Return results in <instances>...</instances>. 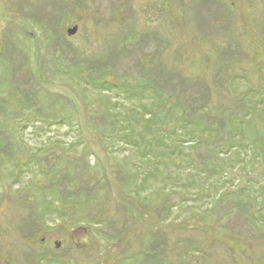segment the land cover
<instances>
[{
  "label": "rangeland",
  "instance_id": "obj_1",
  "mask_svg": "<svg viewBox=\"0 0 264 264\" xmlns=\"http://www.w3.org/2000/svg\"><path fill=\"white\" fill-rule=\"evenodd\" d=\"M263 94L264 0H0V260L264 264Z\"/></svg>",
  "mask_w": 264,
  "mask_h": 264
},
{
  "label": "water",
  "instance_id": "obj_2",
  "mask_svg": "<svg viewBox=\"0 0 264 264\" xmlns=\"http://www.w3.org/2000/svg\"><path fill=\"white\" fill-rule=\"evenodd\" d=\"M76 32H77V27H75V28H73V29H71V30L68 31V33H69L70 35H74ZM60 245H61V244H60L59 242L56 243V248H59Z\"/></svg>",
  "mask_w": 264,
  "mask_h": 264
},
{
  "label": "flooded vegetation",
  "instance_id": "obj_3",
  "mask_svg": "<svg viewBox=\"0 0 264 264\" xmlns=\"http://www.w3.org/2000/svg\"><path fill=\"white\" fill-rule=\"evenodd\" d=\"M3 262H4V259H3V261H2V260H0V264H3Z\"/></svg>",
  "mask_w": 264,
  "mask_h": 264
},
{
  "label": "trees",
  "instance_id": "obj_4",
  "mask_svg": "<svg viewBox=\"0 0 264 264\" xmlns=\"http://www.w3.org/2000/svg\"><path fill=\"white\" fill-rule=\"evenodd\" d=\"M262 97H264V94L262 95ZM186 124V123H185Z\"/></svg>",
  "mask_w": 264,
  "mask_h": 264
}]
</instances>
